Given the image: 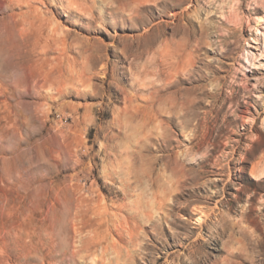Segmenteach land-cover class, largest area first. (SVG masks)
Returning <instances> with one entry per match:
<instances>
[{"label": "rangeland", "instance_id": "rangeland-1", "mask_svg": "<svg viewBox=\"0 0 264 264\" xmlns=\"http://www.w3.org/2000/svg\"><path fill=\"white\" fill-rule=\"evenodd\" d=\"M41 1L0 0V264H264V0Z\"/></svg>", "mask_w": 264, "mask_h": 264}, {"label": "bare ground", "instance_id": "bare-ground-1", "mask_svg": "<svg viewBox=\"0 0 264 264\" xmlns=\"http://www.w3.org/2000/svg\"><path fill=\"white\" fill-rule=\"evenodd\" d=\"M19 1L21 4L27 5L30 9V12H37L36 13L37 18H38V15H39V18L42 16L39 8L34 6V4H33L34 0H19ZM35 1L43 3L41 0H35ZM68 1L74 9L77 8L79 10L80 14L87 15V16L89 15V16L94 17L96 19H102L101 16H97L96 14L95 15L93 14V13H95L94 9H96L99 13H103V11L100 9V7L97 8V5H96L97 2H91V1L81 2L78 0H76L75 2L73 0H68ZM114 1L119 3V4L116 7L115 6H112L111 8L107 7V10L108 9L111 10V12L108 11L109 12L108 14L122 16L131 22L135 21L139 24V26L144 27V28H146L147 25L149 24V21H147L146 19L143 18L144 17L143 13H145V12L154 14L157 11V9L160 10L161 12H163L164 9H172L173 10V11H171L172 16L179 19L180 16L187 17V10L189 9V7H185L180 11L177 10L178 8L181 7V5L186 0H178V1H180V4L171 3L168 0H114ZM43 4H45V3H43ZM262 7H263V4L258 2L256 7L252 10V14L263 13L264 11H263ZM128 10L131 11L132 14L129 17H126L125 13ZM174 11H177V12H174ZM105 12L106 13H103V14H107V11H105ZM151 19H154V16H151ZM241 20L242 19H240V22H241ZM39 22L41 23V24H39V26L41 27L43 20L40 19ZM256 24H257L258 35L260 34L262 37H264V31H262V29H264V17L259 18V20L256 22ZM38 30H39V28H38ZM175 31H176V29L174 30V32ZM63 38H65V37H63ZM164 52L166 54H168V50L166 51V49H165ZM83 66H85V64ZM100 225H102V223ZM95 232L96 231H94L95 236L93 235L94 237L92 236V238L90 237L89 238L90 240H88L92 244L100 243L105 238V236L101 235L100 233H95ZM108 247H109V245L106 247L105 251L112 248L117 255H122V250L120 248H118V246H116L114 244H110V248H108ZM78 253H79V251H78Z\"/></svg>", "mask_w": 264, "mask_h": 264}]
</instances>
